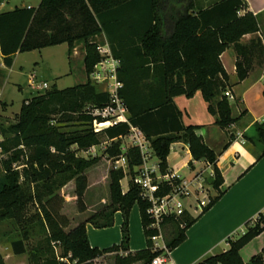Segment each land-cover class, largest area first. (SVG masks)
Listing matches in <instances>:
<instances>
[{"label": "trees", "instance_id": "1", "mask_svg": "<svg viewBox=\"0 0 264 264\" xmlns=\"http://www.w3.org/2000/svg\"><path fill=\"white\" fill-rule=\"evenodd\" d=\"M242 6L243 0H217L205 8L192 0H40L36 7H16L0 12V54L7 68L12 66L16 53L66 43L70 54L76 42L82 41L87 48L84 62L90 75L101 59L98 44L91 38L102 36L107 41L111 55L119 61L116 77L122 87L118 94L127 109L128 119V123H117L101 130L106 141L111 140L105 149L109 158L120 154V138L129 132L131 125L149 141L162 172L167 169L169 147L174 142L188 146L191 155L188 165L192 168V160L213 165L211 185L217 195L209 199L196 217L185 213L164 221V225L171 223L176 229L166 244L169 251L185 240L186 230L223 194L220 190L223 178L215 165L214 150L204 142L198 132L199 126L183 124L182 112L173 97L181 94L191 97L200 90L220 129L237 121L238 117L231 115L229 102L223 94L228 75L220 55L228 46H233L237 54L236 75L242 80L249 70L251 54L262 48L259 39H253L250 45L239 43L244 34L258 30L256 15L252 12L237 14ZM108 103L109 94L98 90L89 79L63 89L53 85L46 92L25 100L15 123L6 127L0 124V134L11 133L17 143L31 148L23 182L19 183V175L11 173L0 187V221H13L24 235L12 240L14 254L28 253L30 259L37 258V261L41 257V247L30 250L26 243V236L35 225L45 232L48 243L53 241L60 245L62 258L70 254L77 264H93L102 255L119 249L127 252L124 264H149L161 253V250L153 249L151 236L157 234V230L149 227L152 221L146 212L148 202L141 198L139 188L132 182L134 167L141 163L137 147L126 150V172L122 168L110 171V204L106 211L96 212L66 230L69 219L61 213L64 199L57 191L73 179L78 210L84 212L83 197L87 188L84 170L96 159H75L73 163H65L64 157L51 155L50 149L53 147L57 154L66 156L72 145L87 150L99 144L91 124L94 119H103L94 116L92 111ZM85 108L89 110L85 112ZM51 114H60L58 121H78L89 127L69 133L57 130L54 132L56 141H53L50 134L56 127L48 124ZM253 127L263 146L259 157H263L264 120L254 122ZM233 138L229 135L223 148ZM127 173L130 175L128 188L123 192L120 180ZM168 189L164 186L161 193ZM134 204L139 208L146 247L132 252L128 248V218ZM32 207L34 212L31 213ZM116 211H120L123 218L120 243L102 249L91 247L85 222L95 227L110 226ZM244 226V232L227 239V250L197 264H264V247L248 262H243L239 255L242 247L264 231V211L246 221ZM0 264H4L1 256ZM42 264L59 262L51 257Z\"/></svg>", "mask_w": 264, "mask_h": 264}, {"label": "crops", "instance_id": "2", "mask_svg": "<svg viewBox=\"0 0 264 264\" xmlns=\"http://www.w3.org/2000/svg\"><path fill=\"white\" fill-rule=\"evenodd\" d=\"M192 1L198 3V6H203L202 8L212 3V0ZM16 7L31 6H15L14 8ZM246 12H252L256 15L258 30L244 34L240 38L239 43L250 45L253 39H259L262 44V48L259 51L254 50L250 56L247 75L242 80L237 78L235 70L237 54L232 45L228 46L220 55V60L228 75V84L224 91H229L233 95L232 101L235 102L237 114L234 115L232 113V104L230 103L231 115L238 117L237 121L224 130L220 129L215 124V117L209 113L207 103L204 101L200 90L195 91L191 97H186L183 94L173 97V102L182 112L183 124L199 126V134L204 142L214 150L216 154L215 165L223 178V183L220 186L223 194L206 212L198 216L197 220L186 230L185 240L169 251V258L172 264H197L211 255L220 253L216 252L218 248L221 249V252L227 250L229 247L227 239L235 238V235L244 232L245 222L252 220L259 212L264 211V156L259 157L263 146L259 142L257 132L253 127L254 122L264 120V0H243V6L238 10L237 14L243 15ZM104 43H107L105 39ZM50 47L54 46L42 49ZM76 48L74 47L72 50V58L77 56ZM67 50L68 47H66V52ZM17 54H15L14 58ZM229 135H233L234 138L230 140L226 148H223L229 140ZM97 145H93L89 149L83 150V152L94 155ZM170 147L178 153V156L173 153L169 154L167 156V165L169 169H176L180 173L191 161L188 146L182 142H174ZM182 151L187 155L184 160H182ZM192 162L194 165H201L199 161L192 160ZM203 166H205L207 172L209 171L207 175L210 182L206 185V181H204V184L209 189L207 195L212 198L217 195L215 193L216 190L211 185L212 178H210L213 177L210 175L213 165L206 166L203 164ZM124 179L125 177L120 180L123 192L128 188V181L125 187ZM88 187L87 183L86 189ZM122 221L121 212L116 211L113 214L110 226L95 227L92 223L85 222V232L89 245L102 249L113 244H119L122 238ZM128 230L129 251L144 249L146 247V239L137 204H134L129 211ZM263 233L264 231L254 239ZM11 242L12 240L8 241L7 246H1L0 244V256L4 264H11L9 260L12 257L21 255L13 253ZM163 243L165 244L164 240L162 243L159 242L160 245ZM2 247L7 248V251L4 252ZM262 253L264 255V251ZM108 254L110 253L102 256ZM17 263L14 260V264Z\"/></svg>", "mask_w": 264, "mask_h": 264}, {"label": "rangeland", "instance_id": "3", "mask_svg": "<svg viewBox=\"0 0 264 264\" xmlns=\"http://www.w3.org/2000/svg\"><path fill=\"white\" fill-rule=\"evenodd\" d=\"M214 1L217 0H212L211 2ZM39 2L40 0H0V11L11 10L15 6L21 7L30 5L36 7ZM159 12L161 13V11ZM91 40L95 41L98 45L104 44V39L102 36L91 38ZM66 47V44H61L48 49L18 53L14 58L11 69L3 65L2 57H0V124L3 127H6L17 121V115L20 111V107L25 100L46 92L53 86L52 84H55L58 89H63L76 84L84 83L88 79L90 82H92L90 75H88L86 71L84 62L87 51L85 44L82 41L76 42L74 47H77V56L75 58H72L71 56L72 51L70 54L66 52ZM68 60L70 64L68 63ZM43 83H47V87L38 88V86L40 87ZM95 85L98 90L105 89V85L103 86V84ZM227 100L230 106L232 104V113L236 115L237 110L235 102H233L232 99ZM88 110V108L84 109L85 112ZM59 117L60 114H51L49 118V126L56 127L55 130H53V132L50 134V138L53 141H56L54 132L57 130L69 133L74 130H81L89 127V124L78 121H58ZM91 127L94 131L93 122ZM95 133L97 134L100 143L95 148L94 155L83 152V150L78 149L75 145L69 147V154L66 156L57 154L53 147L50 149L51 155H54L58 158L64 157L63 159L65 163H73L75 159H87V161H90L92 158L96 159L94 163L89 165L84 170L89 186L88 189H86L83 197V201L86 206V210L84 212H80L78 210L76 196L74 193L75 185L73 179L66 182L57 191L64 199L61 213L66 215L69 219V226L66 228V230L71 229L75 225L83 222L94 213L105 210L106 206L110 204V191L108 183L110 181V171L116 168L114 167V160H111V158H109L105 152V149L109 146V143L106 142V138L103 136L102 131L100 130L99 132ZM122 141L124 143L126 142V139H123ZM30 154L31 148L22 145L21 143H17V140L13 137V134H0V187L8 181V177L11 173H16L19 175L18 182H23V172H25V169L27 168ZM181 154L182 160L186 159L187 155H185V152L182 151ZM157 161L158 159L153 157L150 163H155ZM188 166L192 168L190 165ZM208 172L207 170L203 172V178L206 181V185L210 182L208 180ZM190 173L191 172H189L187 166L180 172L181 175L187 176L188 179L191 178ZM129 177L130 175L127 173L123 181L125 187ZM121 188L123 189L122 185ZM215 193H217V191ZM30 212H34L33 207L30 209ZM99 221H101V219H99ZM175 232V226L171 223H168L162 227V239L165 241V244L167 241L172 239V237L175 235ZM45 235V232L40 230V228L35 225L26 236V243L30 250L36 247L42 248V253H40L41 257L38 259V261L37 258L36 260L30 259L28 253H24L17 257H12L9 262L14 264L15 260L18 262L17 264H42L45 259L55 257L59 264H77L76 259L72 258L70 254H68L67 257L61 259L60 245L53 241L48 243ZM22 236H24L23 232L17 227V225L14 224L13 221L9 219L0 221L1 246H7L8 241L19 239ZM237 236L238 235H235V237ZM158 241H161V239ZM263 246L264 233L258 238L251 240L248 244L240 249L239 255L242 261L248 262L252 255L261 252V248ZM2 249L4 252L7 251V248L5 247H2ZM216 252H221V249L218 248ZM126 255V251L119 249L118 251L112 252L94 260L93 264H124L126 263Z\"/></svg>", "mask_w": 264, "mask_h": 264}, {"label": "built area", "instance_id": "4", "mask_svg": "<svg viewBox=\"0 0 264 264\" xmlns=\"http://www.w3.org/2000/svg\"><path fill=\"white\" fill-rule=\"evenodd\" d=\"M97 51L101 57L100 61L94 65L93 71L90 74V79L95 84H103L104 91L109 94V103L103 108H97L92 111L94 116L100 117L103 121L93 120L94 132H99L105 127L115 125L117 123H128L127 109L119 97V89L122 83L116 77V69L119 61L111 55L110 48L107 43L97 46ZM264 78V75H263ZM47 87L43 83L40 87ZM224 96L227 99H233V95L229 91H224ZM120 143V154L111 159L114 160L115 168H122L124 172L127 171L126 150L128 147H137L141 155V163L134 167V176L132 178L140 190V196L146 202L148 207L147 214L151 219L150 228L156 229L157 234L151 236L154 250H161V253L154 256L149 264H172L169 258V250L163 242L161 229L164 226L166 219H176L183 214H188L190 217H195L209 202L203 178L205 167L203 164L210 165L207 162L199 161L201 165H193V168L188 169L191 178L181 175L176 169H167L165 172L160 170L158 161L150 163L154 156V152L150 146L149 141L144 134L136 127L130 125L129 132L122 136ZM123 139L126 142L123 143ZM109 144L111 140L107 141ZM178 153L171 147L169 154ZM194 161V160H193ZM192 164H194L192 162ZM213 176V171L210 172ZM164 186H168L167 192L161 193ZM184 225L182 224V227ZM161 239V241H158ZM61 259H63L61 257Z\"/></svg>", "mask_w": 264, "mask_h": 264}]
</instances>
